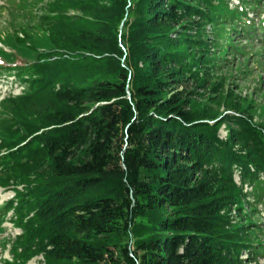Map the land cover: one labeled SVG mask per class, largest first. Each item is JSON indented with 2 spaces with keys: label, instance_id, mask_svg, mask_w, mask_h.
I'll return each mask as SVG.
<instances>
[{
  "label": "trees",
  "instance_id": "16d2710c",
  "mask_svg": "<svg viewBox=\"0 0 264 264\" xmlns=\"http://www.w3.org/2000/svg\"><path fill=\"white\" fill-rule=\"evenodd\" d=\"M255 6L264 0L43 3L45 47L19 29L32 56L0 65L22 84L0 99V189L13 195L0 224L9 211L19 230L2 238L1 264L264 260L242 213L264 206V128L226 93L222 114L196 90L237 52L222 38L261 42Z\"/></svg>",
  "mask_w": 264,
  "mask_h": 264
},
{
  "label": "rangeland",
  "instance_id": "374dc122",
  "mask_svg": "<svg viewBox=\"0 0 264 264\" xmlns=\"http://www.w3.org/2000/svg\"><path fill=\"white\" fill-rule=\"evenodd\" d=\"M46 0H0V65L6 66L7 59H15V63L25 62L32 56L28 50L26 51L23 45L17 44L14 37H20L19 29H23L26 34L25 45H30L38 50L45 47L46 40L44 39V26L38 23L37 18L41 13L42 5ZM236 0H228L229 7L235 6ZM259 6L254 7V11L258 12V17L261 21L262 34H260L261 42L257 45L254 41L247 44L243 37H232L231 33L226 38H222L218 43L223 44V41L237 42V52L233 55L228 54L226 46L223 55L219 58V64L214 69L209 70V78L205 88L196 89L197 98L204 104L215 106L218 113L224 114L229 111L226 104H222L221 98L223 94L228 95L226 101L233 103L240 102V106L248 107L245 111L252 116V122L261 124L264 128V7L259 10ZM251 11L249 6L247 11ZM248 17H251L250 13ZM252 18V17H251ZM224 34V33H223ZM217 41V40H216ZM224 46V44H223ZM9 63V62H8ZM14 71L4 72L0 69V99L6 94L15 95L21 90V85L18 84L13 76ZM220 98H217V97ZM217 136L223 138L225 130L222 126L218 128ZM232 181L238 185V173L234 170ZM241 191H248V185L242 183ZM12 193L8 190L0 189V204L12 197ZM248 204L251 201L248 200ZM256 212H251L244 205L242 213L248 214V218L252 223L249 225L254 229L253 237L255 241L264 243V206L255 204ZM249 210V211H248ZM231 215L232 212H230ZM10 212H6L0 224V242L1 240L13 238L19 233L17 228L12 227L8 219ZM261 233V234H259ZM8 246V245H7ZM7 246L4 250H0V261L2 259L9 260ZM238 258L245 261L248 256L245 252L239 251ZM40 261V256H35L28 260L25 264H36ZM246 262V261H245ZM244 262V263H245ZM248 264H264V260L259 256L255 257ZM1 264V262H0Z\"/></svg>",
  "mask_w": 264,
  "mask_h": 264
}]
</instances>
